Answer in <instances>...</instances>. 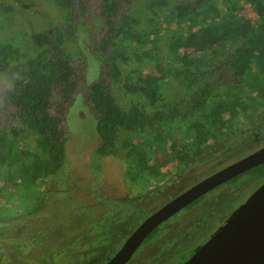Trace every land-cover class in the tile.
<instances>
[{
	"label": "trees",
	"instance_id": "obj_1",
	"mask_svg": "<svg viewBox=\"0 0 264 264\" xmlns=\"http://www.w3.org/2000/svg\"><path fill=\"white\" fill-rule=\"evenodd\" d=\"M50 2L62 24L31 33L27 45L0 38V92L10 106V123L0 127V206L20 192L27 214L42 208L47 180L64 165L65 111L78 85L95 115L96 154L124 158L126 177L154 198L165 192L151 181L211 158L212 144L241 135L264 114V0H98L96 38L89 37L101 70L89 84H81L85 63L77 70L70 50L81 28L91 29L87 0ZM240 3L258 17L240 14ZM242 175L262 182L264 162L225 183ZM135 209L141 222L147 213ZM164 223L143 243L163 234Z\"/></svg>",
	"mask_w": 264,
	"mask_h": 264
},
{
	"label": "rangeland",
	"instance_id": "obj_2",
	"mask_svg": "<svg viewBox=\"0 0 264 264\" xmlns=\"http://www.w3.org/2000/svg\"><path fill=\"white\" fill-rule=\"evenodd\" d=\"M87 3L85 21L91 29L87 33L81 28L70 48L76 56L77 70L85 63L83 70L78 71L83 76L81 84L84 80L87 84L96 80L101 70L90 41V37L92 40L96 38L93 17L98 13V0H87ZM0 9L4 10H0V38L17 39L26 45L31 33L63 23L60 10L50 0H23V3L0 0ZM238 11L250 19L258 17L246 3H240ZM79 52L82 53L81 58L77 56ZM84 91L78 85L72 103L65 111L67 140L64 165L59 174L47 180L42 208L27 214L20 205V192H14L0 206V220L4 215L10 217L0 221V242H8V237H4L6 234H62L61 239L65 243L71 240L76 247H81L73 257L60 255L58 264H101V257L118 246L124 234H129L143 218L135 206L149 214L178 192L210 174L211 168L264 144L262 114L254 123L244 124L245 130L241 135L212 144L209 147L213 154L211 158L193 160L179 170L169 169L167 177L151 181L149 186L158 184L155 190L165 192V196L154 198L151 191L140 188L126 177L127 163L124 158L96 154L100 138L96 132L94 112L84 99ZM57 109V103L53 102L51 111L56 112ZM9 112L10 106L0 92V127L10 123ZM133 138L136 141L138 136ZM30 141L33 146L39 147L36 135ZM240 177L234 183H223L211 190L193 208L172 216L170 219H174L175 223L143 249L140 250L142 245L139 246L140 251L131 264H181L261 183L258 179L247 182L244 175ZM13 238L19 241L23 237ZM87 241L91 245L88 246ZM20 254L25 252L20 251ZM0 264L8 262L1 258Z\"/></svg>",
	"mask_w": 264,
	"mask_h": 264
},
{
	"label": "water",
	"instance_id": "obj_3",
	"mask_svg": "<svg viewBox=\"0 0 264 264\" xmlns=\"http://www.w3.org/2000/svg\"><path fill=\"white\" fill-rule=\"evenodd\" d=\"M264 162V145L183 189L147 214L101 264H124L147 235L195 199ZM181 264H264V180Z\"/></svg>",
	"mask_w": 264,
	"mask_h": 264
},
{
	"label": "flooded vegetation",
	"instance_id": "obj_4",
	"mask_svg": "<svg viewBox=\"0 0 264 264\" xmlns=\"http://www.w3.org/2000/svg\"><path fill=\"white\" fill-rule=\"evenodd\" d=\"M185 208L186 207H184L183 209ZM175 214L172 216H175ZM170 218H168L167 220H169ZM167 220L164 221L165 224L163 231L171 226L172 223H175L174 219H170V221ZM83 235L88 236V234ZM128 235L129 234H124L122 241L118 244V246H115L109 254H105L103 255V257H101L103 259V262L106 261L108 257L113 255L115 251L119 249ZM13 236H19L23 238H19L18 241L17 239H14ZM55 236H58L57 239L54 238ZM62 236V234H6L4 237H8V242H0V259H6L8 264H58L60 255L64 256L66 254L73 257L76 250H81V247H76V244L71 240L65 243V241L61 239ZM87 244L89 246L91 245V242L87 241ZM146 244L147 243L142 242V247H140V250L143 249ZM23 249L24 251H22ZM56 249L61 250L59 251ZM140 250L138 247V249H136V251L132 254L131 258L124 264H131L133 259L135 258L136 253H138V251ZM20 251L22 253L25 252V254H20ZM90 263L91 262H89V264ZM85 264H88V262H86Z\"/></svg>",
	"mask_w": 264,
	"mask_h": 264
}]
</instances>
